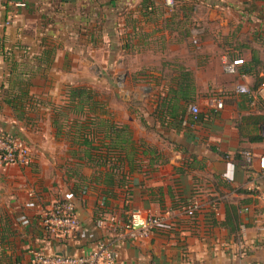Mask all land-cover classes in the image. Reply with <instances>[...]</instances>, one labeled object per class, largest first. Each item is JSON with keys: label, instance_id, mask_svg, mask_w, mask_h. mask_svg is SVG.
<instances>
[{"label": "crops", "instance_id": "crops-1", "mask_svg": "<svg viewBox=\"0 0 264 264\" xmlns=\"http://www.w3.org/2000/svg\"><path fill=\"white\" fill-rule=\"evenodd\" d=\"M224 55L244 58V75L225 73ZM120 76L131 94L123 99ZM258 78L264 0H0V131L32 154L30 166H0V236L12 242L0 243V264H28L35 249L84 255L101 240L124 264H264V177L238 156L264 154V140H252L264 103L235 90ZM83 85L98 93L97 120L128 125L142 144L140 167L127 161L112 173L79 158L86 149L70 130L82 118L59 115L68 88ZM192 105L199 122L189 121ZM55 199L73 200L80 219L64 237L41 225ZM134 209L164 223L124 239ZM110 214L115 224L98 223Z\"/></svg>", "mask_w": 264, "mask_h": 264}, {"label": "built area", "instance_id": "built-area-1", "mask_svg": "<svg viewBox=\"0 0 264 264\" xmlns=\"http://www.w3.org/2000/svg\"><path fill=\"white\" fill-rule=\"evenodd\" d=\"M168 4L174 5V0H167ZM199 31L194 30L195 45L199 44ZM244 58H233L224 55L222 58L223 70L230 75H244L241 67L245 64ZM235 90L240 94L251 96L254 103L256 101L264 103V83L252 88L247 84H237ZM215 109L221 110L224 107V99L215 101ZM190 112L194 114L195 120L201 116V110L197 105L190 106ZM264 135V133H262ZM241 155L248 166L257 168L258 172L264 177V154L257 155L251 149H243ZM32 164V154L29 144L22 138L6 134L0 131V166L19 165L30 166ZM254 171L250 170V173ZM216 210V204L213 203ZM198 210L196 203L186 207V213L194 217ZM116 216L110 214L101 218L98 223L102 226L112 222L115 224ZM163 218L152 212H144L141 209H134L126 222L122 223L124 233L123 238H141L151 235L155 228L163 224ZM41 225L46 234L55 237H64L72 234L80 227V219L76 204L70 199H55L45 209L41 217ZM28 264H124L119 251L107 241L101 240L87 254L70 255L59 253H47L39 249L33 251L31 260Z\"/></svg>", "mask_w": 264, "mask_h": 264}, {"label": "trees", "instance_id": "trees-1", "mask_svg": "<svg viewBox=\"0 0 264 264\" xmlns=\"http://www.w3.org/2000/svg\"><path fill=\"white\" fill-rule=\"evenodd\" d=\"M195 4H192V8H194ZM183 75V72H182ZM264 83V78L257 79V86ZM190 85V82H189ZM66 110L63 111L59 115V118H68V112L71 113L75 118L81 117L82 123L75 127L72 125V130H70L71 142L74 146L85 147V155L79 157L81 159H85L88 162L94 164L95 166H104L108 165L112 169V173H117L127 161L133 168H138L141 166L137 154L138 149L142 147V144H138L130 130V127L126 124H118L114 121H98V110L104 111V108L100 106L99 101L97 99L98 93L89 86H72L68 88L66 91ZM202 116V115H201ZM199 117L195 120L194 114L190 113V122H199L202 117ZM58 121V122H57ZM59 120H56V126L58 127V131L61 132L62 126L59 124ZM101 123V125H100ZM98 128V129H97ZM101 128V129H100ZM100 129V130H99ZM74 132L75 134H72ZM103 133V135H99L98 133ZM252 138L254 141L264 140V135ZM132 149L131 155L130 152L125 153V150ZM84 151V150H83ZM82 153V151H81ZM238 156L242 159V155L238 153ZM245 162V161H244ZM245 166L247 164L245 163ZM127 178L124 175L121 179ZM120 186L122 183H119ZM188 205V204H187ZM9 220H7V223ZM11 229L10 225L7 224L5 230ZM0 243H5L10 245L12 242L6 236H0ZM4 258L9 260L11 256L5 255ZM17 264H23L17 262Z\"/></svg>", "mask_w": 264, "mask_h": 264}, {"label": "rangeland", "instance_id": "rangeland-1", "mask_svg": "<svg viewBox=\"0 0 264 264\" xmlns=\"http://www.w3.org/2000/svg\"><path fill=\"white\" fill-rule=\"evenodd\" d=\"M199 41H200V37H199ZM199 45H200V42H199V44L197 46H199ZM125 81H126V77L125 76H120L118 78V82H116L117 86H118V83L121 85L120 91H119V95H118L120 99H123L125 95L126 96L131 95L130 92H129V88L127 87ZM259 130H260L261 133H264V124L261 125V127L259 128Z\"/></svg>", "mask_w": 264, "mask_h": 264}]
</instances>
